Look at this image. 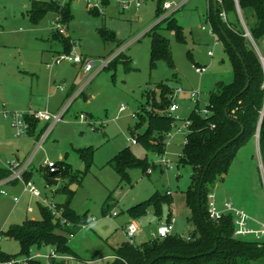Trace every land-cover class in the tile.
I'll list each match as a JSON object with an SVG mask.
<instances>
[{
    "label": "rangeland",
    "instance_id": "obj_1",
    "mask_svg": "<svg viewBox=\"0 0 264 264\" xmlns=\"http://www.w3.org/2000/svg\"><path fill=\"white\" fill-rule=\"evenodd\" d=\"M106 1H102L101 13L97 9H88L85 0H60L62 6L69 5L71 10L72 18L65 26L68 34L79 42L76 52L96 62L93 71L87 73L70 62L54 63L53 56L65 51V43L55 23L59 15L56 11L47 12L34 23L27 12L33 0H0V180L5 167L19 160L27 161L35 147L32 134L15 135L10 120L4 116L2 104L14 109L53 108L62 96L54 84L55 79L66 80V83L77 81L76 88H79L97 71L100 60L109 58L69 108L65 121L55 126L43 148L34 155L30 181L40 190L41 197L26 192L22 182H0V249L5 253L14 255L20 251L17 240L6 236L5 231L26 219H41L39 204H45L46 199H54L56 205L64 203L67 195L58 191L64 185L75 190L71 201L75 212L96 218L69 236V247L79 257L72 255L67 264H111L115 249L128 241L123 225L129 221L138 224L135 245L154 239L153 233L159 225L167 223L170 216L175 218L172 234L190 235L194 230L189 221L192 211L187 204L193 170L190 165L181 164L180 155L185 140V132L181 129L196 102L187 93L177 95L179 119L167 135L163 154L147 150L140 141L133 144L131 139L146 130V121L137 125L138 114H144L147 93L160 100V84L200 91L198 104L205 108L210 93L219 82L233 81V66L224 44L219 39L215 44V36L209 31L213 26L210 14L213 1L188 0L181 9L169 15L183 28L182 38L174 29L167 28L166 23L161 24L158 31L169 39L174 68L165 59L151 64L149 30L167 18L157 21L160 18L156 13L158 0H144L140 8L134 6L127 10L119 0H108L107 4ZM236 9L237 14L228 13V19L239 26L238 16L242 14L244 19V15L240 5ZM93 11L99 14H93ZM254 20L253 16L249 18L250 23ZM252 44L257 52L264 54L263 43L259 50L255 43ZM209 50L214 51V56L208 55ZM196 65L207 66V71L197 72ZM122 106L124 109L120 110ZM258 135V145L253 138L243 145L228 174L215 186L217 202L223 203L218 205L224 206L221 197L229 199L234 206L250 214L254 219L250 225L254 228L264 223V151L260 148ZM82 148L95 149L82 182L77 184L58 176V185L49 184L45 175L50 177L52 172L43 169L42 173V166L48 160L59 162L64 157L73 170L84 171L86 161L77 151ZM126 149L137 158H146L152 165L151 172L132 168L129 170L131 181H122L111 161ZM64 166L58 163V168ZM168 192H172L171 204L163 202L157 211L155 204L150 202L145 213L131 215L133 206L149 200L156 193ZM107 206L110 212L118 214L107 216ZM36 249L47 253L51 246Z\"/></svg>",
    "mask_w": 264,
    "mask_h": 264
},
{
    "label": "trees",
    "instance_id": "obj_2",
    "mask_svg": "<svg viewBox=\"0 0 264 264\" xmlns=\"http://www.w3.org/2000/svg\"><path fill=\"white\" fill-rule=\"evenodd\" d=\"M158 2L156 13L160 16L164 12V0H158ZM238 4L243 11L245 23L254 42L260 47L264 41V0H238ZM236 7L235 0H223V6L218 5L217 14L214 12L213 4L210 13L214 32L223 42L225 52L233 66V81L219 82L210 93L207 106L209 114L203 115L199 111L201 109L199 104L196 103L186 119L189 125L185 128L186 143L180 155V162L190 165L193 170L192 183L187 190V204L192 211L189 221L194 227V230L189 233L191 239L186 240L179 234H170L139 245L124 241L115 249L111 264H149L161 255L166 257H160L153 264H264V238L257 240L253 236H236V226L232 215L213 220L207 210L208 194L215 190L216 184L228 174L238 150L259 133L260 148L262 152L264 151V67L252 42L244 36L245 32L240 19L238 26L231 23L229 19L228 22H224L220 16L222 8L227 16L230 12L237 14ZM49 11H56L66 26L72 18L69 5L62 6L60 0H33L27 12L30 20L37 23ZM93 14L99 13L93 11ZM252 16L255 20L250 23L249 18L251 19ZM162 23H166L167 28L174 29L179 38L183 37V28L176 23L172 15L152 26L149 30L152 36L151 64L156 65L158 60L165 59L169 66L174 68L169 39L158 31ZM58 34L62 36L65 43L63 52H69L72 49V38L59 32ZM248 81L249 86L245 89ZM159 88L160 100L152 97L151 93H147V103L143 106L144 114H138L140 121L137 124L140 125L146 121L147 128L144 133L135 138L137 142H142L147 150L160 155L165 152L166 138L176 126V119L169 113L174 87L162 83ZM39 123L33 120L29 131L30 134L36 135V138L46 127L44 125L39 128ZM242 126L244 131L237 137ZM233 139V142L220 150L224 144ZM77 151L86 161L84 171L73 170L66 161L62 160L57 161V165L60 163L66 166L63 169L59 167L58 171L50 173V177L64 176L69 178V181L80 184L92 163L95 149L82 148ZM217 151L218 154L205 173L199 201L198 187L201 177L211 157ZM111 164L120 174L122 181L127 182L131 181L130 169L140 168L147 172L152 166L146 158H137L127 149L117 154ZM29 178L30 172L25 173V179L29 180ZM58 191L67 195L65 202L57 205L62 218L56 216L45 204H39L41 219H26L22 224L12 225L5 231L6 236L17 240L20 251L11 255L0 249V260L28 257L33 253L34 248H41L44 245L55 247L60 253L78 257L69 247L68 238L70 235H75L82 224H89L92 217L80 216L71 207L75 190L64 185ZM150 202L155 204L159 211L163 202L172 203L171 194L156 193L149 200L133 206L130 209L131 215L135 217L145 213L146 206ZM108 208L109 206L106 207L107 211ZM171 218L170 216L167 222ZM215 236L218 238L219 245L217 250L212 252L216 245ZM28 264L45 263L41 259H32L28 261ZM53 264H67V260H54Z\"/></svg>",
    "mask_w": 264,
    "mask_h": 264
},
{
    "label": "built area",
    "instance_id": "obj_3",
    "mask_svg": "<svg viewBox=\"0 0 264 264\" xmlns=\"http://www.w3.org/2000/svg\"><path fill=\"white\" fill-rule=\"evenodd\" d=\"M87 3L88 9H93V10H98L101 13H103V5L102 1L103 0H85ZM122 7L127 10L130 9L131 7H136L140 8L144 0H119ZM213 1V0H212ZM188 0H179L177 2L175 1H168L166 0L163 3V10L164 12L160 15V18L157 21L162 20L163 18L169 16L173 12L181 9ZM218 5L223 6V0H217ZM236 6L238 5V0H235ZM220 16L223 19L224 22H228V16L224 8H222L220 12ZM241 17V18H240ZM240 23L241 20L243 21L241 23L243 29H244V36L247 37L252 43H255L252 35L248 29V27L245 24V21L242 17V14L239 15ZM58 32L63 35L68 36V29L62 22L61 16L58 15L56 21ZM231 27V26H230ZM202 29H206L205 26H202ZM209 31L211 34L215 36V44L217 43L218 37L214 32V28L211 26L209 28ZM256 44V43H255ZM254 45V44H253ZM264 45V41H263ZM256 48L258 49V45L256 44ZM79 47V42L76 40L72 39V49L69 52H62L53 57L54 63L59 65L62 62H70L76 65H81L83 70L87 73L92 72L94 67L96 66V62L94 59H87L86 57L82 56L81 54L76 52V49ZM260 49V48H259ZM258 49V50H259ZM257 52V51H256ZM260 61L264 67V54L261 52H257ZM209 56H214V51L209 50L208 51ZM107 59L100 60V66L95 71L90 75V77L79 87L75 88L74 91L68 95V97L65 100V103L63 106L57 110L56 112H51L47 109H33L29 108L27 110H9L7 108L4 109V116L8 118L11 122V126L15 132V135L17 136H23L27 133H29L31 129V124L33 120H37L38 122H43L45 123L46 127L42 131V133L39 135V137L36 140L35 144V149L34 152L32 153L31 157L27 161L23 162H14L12 163L9 167V175L7 177L8 181H19L24 184V190L27 192H30L31 194L40 197L41 192L40 190L36 187L35 184H33L30 180L25 179V173L28 172L31 164L33 157L35 153L43 147V144L51 131L53 130L54 126L62 122L64 120L65 114L67 113L69 107L74 103V101L83 93V90L87 83L100 71L102 68L109 62ZM196 71L199 73H204L207 71V66H201V65H196ZM59 88L61 90H64L65 87L64 85H59ZM187 93L189 97L194 100L196 103H198L199 99V94L200 91H195V90H186L182 87H178L174 89L173 93V100L172 103L169 107V113L175 117V119H179V116L176 114L177 110L179 109V104L176 102L177 95ZM208 103L205 108L199 109V111L203 115L209 114V110L207 108ZM124 106L120 108V110H123ZM136 117V115H133V117ZM84 115H81V118L84 119ZM189 125V121L186 120V123L183 125V128H186ZM131 143L135 144L137 143V139L134 137L131 139ZM186 143V139L185 142ZM164 158V157H163ZM163 162L168 163V160L162 159ZM47 168L49 169L50 172H56L59 170L57 161L54 160H49L45 163ZM148 172H151V169L148 170ZM3 193H5L3 191ZM170 193V192H168ZM18 198L15 197V201H17ZM45 205L48 206L56 216L59 218H62L61 216V211L58 209L56 203L53 200H45ZM208 213L210 215V218L213 220H220L222 219L225 215H232L234 218L236 230H235V235L236 236H253L257 240H261L264 238V223H262L261 227L254 228L250 225V221L254 220L250 214L245 211L243 208H239L234 206L231 202H225L223 207H220L217 202V197H216V191L213 190L210 194H208V206H207ZM117 212H106L107 216H115L117 215ZM96 218H92V221H95ZM62 222L65 223V220L62 219ZM174 223H175V218L172 217L171 220L167 223H162L159 225L157 232L153 233L154 238H163L167 237L170 234H172L174 230ZM86 224H82L81 227H85ZM138 224L134 221H131L127 226H126V236L128 238V241L134 242V237L138 231ZM73 236V235H71ZM186 240H190L191 236L190 235H181ZM2 239V236L0 235V240ZM73 256L69 254H63L60 253L56 250L55 247H51L49 252L43 253V252H34L28 257H16L11 260H0V264H28L29 260L32 259H41L45 261V264H53L54 260H69L72 259ZM114 258V257H113Z\"/></svg>",
    "mask_w": 264,
    "mask_h": 264
},
{
    "label": "crops",
    "instance_id": "obj_4",
    "mask_svg": "<svg viewBox=\"0 0 264 264\" xmlns=\"http://www.w3.org/2000/svg\"><path fill=\"white\" fill-rule=\"evenodd\" d=\"M68 33H69V31H68ZM68 36H70L69 34H68ZM71 37V36H70ZM72 38V37H71ZM73 40H76L75 38H72ZM77 41V40H76ZM59 54V53H58ZM55 56V55H54ZM53 56V57H54ZM77 66H80L81 68H82V66L81 65H77ZM83 69V68H82ZM67 81L66 80H54V84L57 86V88L59 89V90H61L60 88H59V85H64V87H65V89L64 90H61V92H62V96L60 97V100H59V102L53 107V108H51V107H48V106H46V107H44V108H42V107H40V106H30V107H28L27 109H29V108H33V109H47V110H49V111H51V112H56L57 110H59L62 106H63V104L65 103V100H66V98L68 97V95H70L73 91H74V89L78 86V84L76 83L77 81H73L72 83H66ZM187 90V89H186ZM89 98H92V95H89ZM72 106V105H71ZM5 108H7V109H9V110H27V109H14V108H9V106L7 105V104H5V103H3L2 104V109H3V111H4V109ZM70 108V107H69ZM193 109H194V107H193ZM68 111H69V109H68ZM68 111H67V113H68ZM66 113V114H67ZM65 114V115H66ZM63 121H65V117H64V120ZM58 124V123H57ZM56 124V125H57ZM45 125V123H43V122H40V126H39V128L40 127H43ZM55 125V126H56ZM55 126H54V128H53V130L51 131V133L54 131V129H55ZM183 129H185V128H183ZM183 129H181V131H183V132H185ZM178 130H180V129H178ZM51 133L49 134V136L51 135ZM33 136V138H34V143L36 144V140H37V138H36V135H32ZM49 136L47 137V139L49 138ZM171 137H172V135H171ZM258 137H259V135H258ZM47 139L45 140V142L47 141ZM255 141H256V144L258 145V140H257V137L255 136L254 138H253ZM44 142V143H45ZM184 142H185V140H184ZM182 145H184V143L182 144ZM43 146H44V144H43ZM43 148V147H42ZM41 148V149H42ZM34 149H35V147H34ZM41 149H39V150H41ZM38 150V151H39ZM37 151V152H38ZM33 152H34V150H33ZM32 152V153H33ZM31 153V154H32ZM36 154V153H35ZM34 158V157H33ZM19 159V158H18ZM62 160H64V157L61 159V161ZM20 161V160H19ZM49 161V160H48ZM32 164H33V162H32ZM32 164H31V166H30V168H29V170H28V172H30V178H29V180H31V178H32V175H33V167H32ZM43 169H48L47 168V166L44 164L43 166H42V168H41V172L42 173H44L43 172ZM8 175H9V170H8V167H5V169H4V172H3V176L1 177L2 178V180H0V182H1V184H3V183H6V182H9V183H13V184H18L19 183V181H8V179H7V177H8ZM45 175V174H44ZM45 177H49V176H46L45 175ZM56 179H58L59 181H58V184H59V182H60V179L59 178H56ZM27 192V191H26ZM30 193V192H29ZM3 194H5V193H3ZM171 195H172V192L170 193ZM41 197V196H40ZM216 197H217V200H218V196L216 195ZM221 199H222V201L221 202H223V200H224V202H231L229 199H227V198H225L224 199V197H221ZM46 200H51V199H46ZM53 201H55L54 199H52ZM56 202V201H55ZM57 203V202H56ZM232 203V202H231ZM60 204V203H59ZM218 204H222L223 205V203H219V201H218ZM233 205H234V203H232ZM108 211H109V208H108ZM107 210H106V208H105V213L106 212H108ZM93 218V217H92ZM129 223H130V221H129ZM128 222L125 224V225H123V228H124V230H126V226L129 224ZM125 234H126V231H125ZM141 244V243H140ZM34 252H40L38 249H36V248H34L33 249V253ZM74 252V251H73ZM77 256H78V254L76 253V252H74ZM79 257V256H78Z\"/></svg>",
    "mask_w": 264,
    "mask_h": 264
},
{
    "label": "water",
    "instance_id": "obj_5",
    "mask_svg": "<svg viewBox=\"0 0 264 264\" xmlns=\"http://www.w3.org/2000/svg\"><path fill=\"white\" fill-rule=\"evenodd\" d=\"M213 7H214V12H215V14H217V12H218V2H217V0H213ZM238 56L240 57V55L238 54ZM249 81L247 82V84H246V87H245V89L249 86ZM260 125H261V123H260ZM243 131H244V126H242V129H241V132H240V134L237 136V137H239L242 133H243ZM234 141V139L233 140H231L230 142H228V143H226V144H224V146L222 147V148H220V150L221 149H223V148H225V147H227L228 145H229V143H231V142H233ZM220 150H218V151H220ZM218 151L211 157V159H210V161L208 162V164H207V166L205 167V170H204V173H203V175H202V177H201V180H200V183H199V187H198V197H199V201H200V199H201V191H202V186H203V183H204V178H205V173H206V171H207V169H208V166L210 165V163H211V161L216 157V155L218 154ZM45 179H46V181L49 183V184H51V185H58V179H56V178H52V177H45ZM199 207H200V205H199ZM215 240H216V245H215V247H214V249L212 250V252H215L216 250H217V248H218V245H219V241H218V238L215 236ZM160 257H166L165 255H161V256H159V257H156L152 262H150L149 264H153L155 261H157Z\"/></svg>",
    "mask_w": 264,
    "mask_h": 264
}]
</instances>
